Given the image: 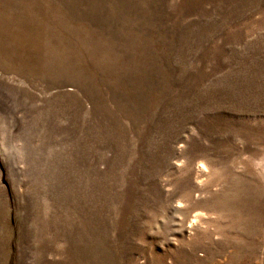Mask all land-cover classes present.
<instances>
[{
	"label": "rangeland",
	"instance_id": "rangeland-1",
	"mask_svg": "<svg viewBox=\"0 0 264 264\" xmlns=\"http://www.w3.org/2000/svg\"><path fill=\"white\" fill-rule=\"evenodd\" d=\"M28 1L0 0V264H264V0ZM41 3L87 44L46 74L14 38Z\"/></svg>",
	"mask_w": 264,
	"mask_h": 264
},
{
	"label": "bare ground",
	"instance_id": "bare-ground-1",
	"mask_svg": "<svg viewBox=\"0 0 264 264\" xmlns=\"http://www.w3.org/2000/svg\"><path fill=\"white\" fill-rule=\"evenodd\" d=\"M20 1H22L21 6H23L25 11L30 9L31 3L28 0ZM41 4L45 8L43 18L34 16L30 21L26 20L27 22H24L25 24L23 23L24 29H18L19 31L15 33L14 38H17L16 40L20 41L23 45H26L29 42L31 46L30 41L34 42L33 47L35 57L33 61L29 60V62L35 63L36 66L40 67L42 70V74H46L48 71L54 70L55 68L58 69L63 66L65 62L68 61L69 55L72 57L71 59H78L80 46L82 48L83 45L86 46L87 44L84 42V44H82L81 42L78 43L77 47L72 50L70 47H68L70 48L68 49L65 46L66 43L64 44L63 42L62 34L66 29H72L73 25L65 19L64 13L61 10L56 7H52L51 5H46L45 3ZM20 13H22V11H20ZM74 29L80 37L84 36L83 41H86L85 39L88 36V32L76 28Z\"/></svg>",
	"mask_w": 264,
	"mask_h": 264
}]
</instances>
